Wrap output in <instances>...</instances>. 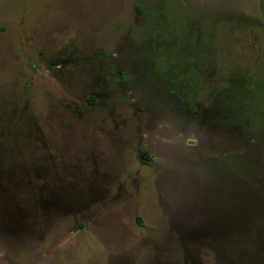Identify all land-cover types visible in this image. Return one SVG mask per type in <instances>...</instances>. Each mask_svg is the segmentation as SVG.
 <instances>
[{
  "label": "rangeland",
  "instance_id": "obj_1",
  "mask_svg": "<svg viewBox=\"0 0 264 264\" xmlns=\"http://www.w3.org/2000/svg\"><path fill=\"white\" fill-rule=\"evenodd\" d=\"M0 264H264V0H0Z\"/></svg>",
  "mask_w": 264,
  "mask_h": 264
},
{
  "label": "trees",
  "instance_id": "obj_2",
  "mask_svg": "<svg viewBox=\"0 0 264 264\" xmlns=\"http://www.w3.org/2000/svg\"><path fill=\"white\" fill-rule=\"evenodd\" d=\"M119 80H123V78H119ZM196 83L191 85V97L189 102L192 104L195 100L196 97ZM139 160L142 164L144 165H151L152 164V158L150 157L149 153L147 151L142 150L141 152H139Z\"/></svg>",
  "mask_w": 264,
  "mask_h": 264
},
{
  "label": "flooded vegetation",
  "instance_id": "obj_3",
  "mask_svg": "<svg viewBox=\"0 0 264 264\" xmlns=\"http://www.w3.org/2000/svg\"><path fill=\"white\" fill-rule=\"evenodd\" d=\"M194 83H195V82H193L192 84H194ZM192 84H191V85H192ZM196 95H197V93H196ZM189 96H190V94H189ZM189 96H188L187 100L189 99ZM195 100H196V97H195ZM195 100H194V102H195Z\"/></svg>",
  "mask_w": 264,
  "mask_h": 264
}]
</instances>
